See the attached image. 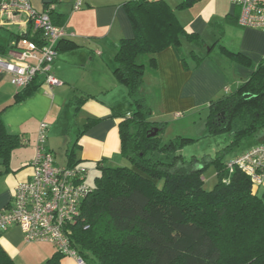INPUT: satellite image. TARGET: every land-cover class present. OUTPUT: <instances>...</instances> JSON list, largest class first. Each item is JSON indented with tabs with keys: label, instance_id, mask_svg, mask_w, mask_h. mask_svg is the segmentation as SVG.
<instances>
[{
	"label": "trees",
	"instance_id": "trees-1",
	"mask_svg": "<svg viewBox=\"0 0 264 264\" xmlns=\"http://www.w3.org/2000/svg\"><path fill=\"white\" fill-rule=\"evenodd\" d=\"M125 9L133 36L120 40L113 74L126 86L132 106L114 114L128 165L97 163L100 175L86 182L89 194L71 226L73 248L86 264L89 257L95 264H264V195L253 192L244 172L226 168L243 152L235 150L242 141L264 127V62L235 91L208 102L206 135L227 136L225 146L214 156L186 159L181 150L195 139L162 138L167 122L151 118L143 85L147 73L156 74L157 53L172 47L184 62L181 37L202 42L163 0H129ZM32 39L39 43L37 34ZM231 55L248 63L239 53ZM1 111L0 175L22 142L8 133ZM67 157V167L77 165L72 150ZM211 166L216 181L207 189L203 174ZM63 257L56 250L44 264H62ZM0 264H16L1 244Z\"/></svg>",
	"mask_w": 264,
	"mask_h": 264
},
{
	"label": "crops",
	"instance_id": "crops-1",
	"mask_svg": "<svg viewBox=\"0 0 264 264\" xmlns=\"http://www.w3.org/2000/svg\"><path fill=\"white\" fill-rule=\"evenodd\" d=\"M128 1L83 0L82 9L74 11L71 0H55L51 19L68 34L57 43L58 54L51 69L61 85L48 86L37 78L34 84L19 90L10 83L7 74L0 73L1 119L8 133L19 136L22 141L11 152L7 171L0 175V209L12 202L16 184L31 175L41 122L47 124L46 145L56 163L66 166L67 153L71 150L77 165H87L97 171L98 162L118 163L121 157L119 119L114 114L127 113L132 106L126 86L113 74V69L120 40L133 36L125 9ZM163 1L174 10L184 29L196 34L202 42L192 50L193 43L181 37L185 61H179L173 48L167 47L156 54L155 76L149 72L145 78L160 102L156 118L172 116L180 120L197 114L202 106L207 108L210 100L235 91L250 78L257 64L264 62V32L240 28L236 21L239 9L230 0ZM30 2L38 11L48 4L46 0ZM197 5H202L207 13L192 16ZM209 6L215 10L211 11ZM17 20L0 25L2 29L16 28V35L9 32L7 39L4 36L0 39L2 56L7 55L17 36L33 34L29 26ZM208 32L215 37L205 52ZM217 46L220 50L212 54ZM232 53L243 55L248 63L233 58ZM20 96L24 98L14 103ZM176 113L181 116L175 118ZM248 139L252 143L240 152L264 143V127ZM252 190L259 196L264 195V180ZM0 244L16 264H44L56 251L48 243L24 242L17 226L0 234ZM61 263L77 264L67 256Z\"/></svg>",
	"mask_w": 264,
	"mask_h": 264
},
{
	"label": "built area",
	"instance_id": "built-area-1",
	"mask_svg": "<svg viewBox=\"0 0 264 264\" xmlns=\"http://www.w3.org/2000/svg\"><path fill=\"white\" fill-rule=\"evenodd\" d=\"M239 9L237 25L264 32V0H230ZM74 11L82 9L83 0H71ZM48 3L42 11L36 10L30 0H0V25L21 20L33 34H20L7 55H0V73L10 77L17 89H24L37 78L48 86L62 82L52 73L57 58V43L68 34L63 26L52 22ZM37 34L39 43L32 39ZM176 117L180 114L176 113ZM47 124H39L32 172L27 180L19 181L12 202L0 209V234L17 226L26 243H48L61 254L73 258L77 264H86L73 248L71 226L80 216L82 202L89 194L86 179L90 170L75 165L60 166L46 145ZM226 168L238 169L249 176L253 185L264 180V143L256 144L228 160ZM87 228V225L84 227Z\"/></svg>",
	"mask_w": 264,
	"mask_h": 264
},
{
	"label": "rangeland",
	"instance_id": "rangeland-1",
	"mask_svg": "<svg viewBox=\"0 0 264 264\" xmlns=\"http://www.w3.org/2000/svg\"><path fill=\"white\" fill-rule=\"evenodd\" d=\"M209 9L210 6H209ZM194 13L192 16H195L196 14L198 15L199 13H207V9H204L202 5H197L193 9ZM215 10V8H214ZM211 9V11H214ZM195 14V15H194ZM205 15V14H204ZM187 19H190L188 16ZM187 29V28H186ZM219 30V29H218ZM9 32H13L14 35H16V28L14 26H9L5 28H0V39L4 36V38L9 37ZM209 35L207 37V43L204 48L205 52H208L210 47L212 46V39L213 36L215 37V34L212 35L210 32H208ZM218 34V33H217ZM216 37H218L216 35ZM216 45V44H215ZM191 47V48H190ZM190 49L193 50V48L199 47L196 43H193V45H190ZM193 47V48H192ZM216 51H212V54H216L220 48L217 46L215 49ZM211 53V52H210ZM147 74L145 75L146 78ZM144 93L146 96L147 104L151 109V118L153 120L161 121V122H167L166 123V128L163 131L162 138L164 140H168L177 136H182L186 138H191L195 139L193 143L187 144L182 150L181 154L183 155L184 158L189 159L190 157L194 156L196 158H202L204 156H214L215 153L219 150L222 149L225 144H226V139L227 136L225 135H220L216 137H208L206 134V126H205V120L207 116V108L205 106H202L197 110V114L195 115H186L185 119H180V120H174L172 116H169V118H156L157 116V111L159 110V100L156 98L155 95V89H153L151 86L148 85V83L145 81L144 85ZM174 115V114H173ZM181 116V114H180ZM179 116V117H180ZM177 117V118H179ZM176 118V116H175ZM169 120V121H168ZM250 143H252L251 139H245L242 141V143L235 149L236 151L243 149L244 147H247ZM228 155L226 156V158ZM117 165L120 166H127L128 162L126 160H123L121 157L117 160ZM58 165L62 166L61 164L57 163ZM87 166V165H86ZM85 166V167H86ZM87 169H91L89 177L86 179V182L88 184L93 183L94 177L97 175L99 176V171L95 170L93 167L87 166ZM204 178H205V188L209 189L213 186V184L216 181L215 178V171L214 168L211 166L209 167L205 172H204ZM43 244V243H40ZM47 246H50L47 244ZM87 264H95L94 260L89 257L87 259Z\"/></svg>",
	"mask_w": 264,
	"mask_h": 264
},
{
	"label": "water",
	"instance_id": "water-1",
	"mask_svg": "<svg viewBox=\"0 0 264 264\" xmlns=\"http://www.w3.org/2000/svg\"><path fill=\"white\" fill-rule=\"evenodd\" d=\"M46 3H50V0H46Z\"/></svg>",
	"mask_w": 264,
	"mask_h": 264
}]
</instances>
